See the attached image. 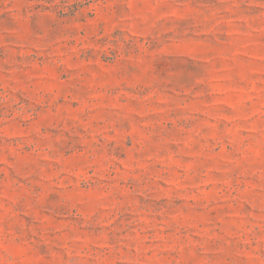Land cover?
Here are the masks:
<instances>
[{
  "label": "rangeland",
  "instance_id": "rangeland-1",
  "mask_svg": "<svg viewBox=\"0 0 264 264\" xmlns=\"http://www.w3.org/2000/svg\"><path fill=\"white\" fill-rule=\"evenodd\" d=\"M0 264H264V0H0Z\"/></svg>",
  "mask_w": 264,
  "mask_h": 264
}]
</instances>
